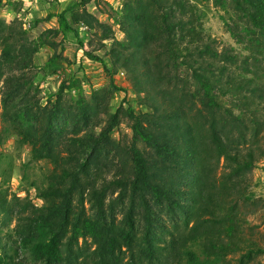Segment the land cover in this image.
I'll return each instance as SVG.
<instances>
[{"label": "trees", "instance_id": "1", "mask_svg": "<svg viewBox=\"0 0 264 264\" xmlns=\"http://www.w3.org/2000/svg\"><path fill=\"white\" fill-rule=\"evenodd\" d=\"M203 1L130 0L121 20L127 38L109 49L110 67L85 50L111 80L124 69L146 100L148 112L125 114L132 121L133 142L115 154L128 161L115 178L107 179L103 171L118 147L110 135L121 108L104 124L79 99V124L67 137L60 100L72 82L58 86L56 103L42 109L39 121L41 109L33 113L25 94L28 108H17L24 84L7 79L3 122L27 115L15 127L21 142L30 147L31 160L53 166L47 186L37 192L43 205L25 199L10 212L19 247L30 262L249 264L264 253L245 235L246 213L254 205L250 175L264 162V0H212L232 12L226 26L246 56L219 53L211 44L198 9ZM75 5L56 16L63 35L73 32L71 22L80 19L73 15ZM0 45L1 68L15 57L6 38ZM50 63L47 68L56 71ZM223 98H229L228 107ZM81 128L85 135L78 137ZM6 131L0 130V144ZM110 194L116 195L108 199ZM9 205L0 191V210L7 212ZM0 264L18 263L2 252Z\"/></svg>", "mask_w": 264, "mask_h": 264}, {"label": "rangeland", "instance_id": "2", "mask_svg": "<svg viewBox=\"0 0 264 264\" xmlns=\"http://www.w3.org/2000/svg\"><path fill=\"white\" fill-rule=\"evenodd\" d=\"M81 0H0V42L6 38L14 46L13 63L0 68V130L6 131V137L0 144V191L6 194L10 202L7 212L0 210V253L5 252L13 257L14 263L39 264L30 262L28 255L19 247L18 237L14 233L16 221L15 212L22 206V201L28 199L37 206L43 201L37 197L39 189L47 186V175L53 169L52 164L45 160H31L30 147L21 142L15 127L18 128L27 118L19 115V120L3 122V92L7 89V79L13 77L24 84L19 97L16 99L17 108L21 109L29 100L28 106L33 113L41 109L39 121L43 120L45 113L42 109H51L56 103L58 86L65 81L73 85L66 87L62 93L60 107L63 113L59 116L66 120L64 127L66 136H74L73 124L78 125L79 99H83L82 106L96 122L106 123L117 108H121L122 115L118 126L111 133V141L118 147L113 148L109 163L104 168L107 179L120 175L127 162L115 154H122L133 142L132 121L125 115L131 110L139 115L148 112L143 93H138L131 83L124 69L117 70L114 80L110 78L104 67L84 55L85 50L99 56L107 67L109 49L118 42L126 41L122 30L121 20L125 3L130 0H86L83 7L78 6ZM10 2V3H9ZM21 2V3H20ZM12 3V5H11ZM76 4L73 15L79 17L76 23L71 22L74 29L66 35L59 31L57 15L68 6ZM198 9L202 12L203 30L212 40V45L219 53L241 54L247 53L231 36L226 22L230 23L229 15L221 7L214 5L212 0L199 2ZM87 15L83 16V13ZM72 14V12H71ZM68 15V18L71 17ZM51 15V17H49ZM96 20V21H95ZM51 31L49 34L46 32ZM80 42L84 44L81 47ZM2 45H0V54ZM51 60V67L46 63ZM243 61L239 60V64ZM25 67V68H24ZM115 84L123 88L126 93L118 91ZM229 98H223L225 107L229 106ZM16 109V110H18ZM23 110V111H24ZM13 114V113H12ZM32 120V119H31ZM29 120L31 124L33 121ZM95 122V123H96ZM63 126V125H62ZM264 128V123H263ZM100 129L96 128V133ZM85 135L84 129L76 135ZM264 145V140H263ZM136 146L144 149L141 142ZM220 161L218 172H220ZM249 191L254 196V205L246 213L249 225L246 226L245 235L254 243L264 248V162H259L252 170L249 181ZM110 194L108 199L115 197ZM239 255L236 254L234 258ZM249 264H264V253L256 255Z\"/></svg>", "mask_w": 264, "mask_h": 264}]
</instances>
